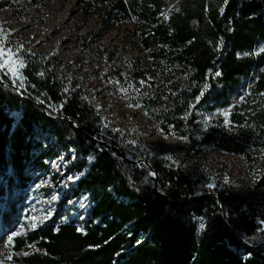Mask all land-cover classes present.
Here are the masks:
<instances>
[{
	"label": "trees",
	"instance_id": "16d2710c",
	"mask_svg": "<svg viewBox=\"0 0 264 264\" xmlns=\"http://www.w3.org/2000/svg\"><path fill=\"white\" fill-rule=\"evenodd\" d=\"M52 1L3 0L0 7L25 20L29 12L18 2L38 9ZM80 2L84 13L101 11L104 24H134L147 54L129 76L152 128L186 137L187 147H179L185 154L203 147L239 155L264 184V0ZM19 55L24 86L0 75V228L19 224L22 194L33 181L29 164L51 174L40 151L64 158L77 174L72 196L86 193L89 207L83 229L58 217L15 237L12 264H264V209L249 195L209 187L108 132L79 79L62 72L55 56ZM225 108L227 124L216 114ZM205 117L210 123L199 136L195 122Z\"/></svg>",
	"mask_w": 264,
	"mask_h": 264
},
{
	"label": "rangeland",
	"instance_id": "374dc122",
	"mask_svg": "<svg viewBox=\"0 0 264 264\" xmlns=\"http://www.w3.org/2000/svg\"><path fill=\"white\" fill-rule=\"evenodd\" d=\"M80 4V0H53L46 7L35 9L27 2H18L17 8L29 12L25 20L14 18L10 8L0 7V30L5 33V40L8 39L5 47L55 56L62 72L79 79L99 109L108 132H118L124 141H134L131 144L150 155L170 156L171 161L212 187L231 185L249 195L254 206L264 209V184L257 176L245 171L243 157L203 147L198 152L185 154L179 148L187 147L184 139L152 128L142 105L137 102L138 89L133 87L129 76L147 54L133 32L134 24H114L112 21L104 24L101 11L84 13L87 7H80ZM112 53L115 55L113 61L109 58ZM118 74H122L124 82L119 80ZM226 110L216 114H223ZM209 123V117L197 119V135L202 136ZM43 141L48 147L53 145ZM261 158L264 159V153ZM38 160L49 165L51 174L39 171L36 163L29 164L33 181L22 194L24 200L19 224L13 228L1 227L0 233L26 225L30 216L38 218L37 227L61 217L60 221H75L78 228L83 229L89 197L86 193L72 196L71 186L77 177L76 172L68 169L62 156L48 158L45 151H40ZM45 216L47 218L42 219ZM9 251L6 240L0 237V260L4 264H12L7 258Z\"/></svg>",
	"mask_w": 264,
	"mask_h": 264
},
{
	"label": "snow or ice",
	"instance_id": "6c2138e0",
	"mask_svg": "<svg viewBox=\"0 0 264 264\" xmlns=\"http://www.w3.org/2000/svg\"><path fill=\"white\" fill-rule=\"evenodd\" d=\"M221 12H223V9H221ZM162 15L165 17V19L167 18L166 12L162 13ZM5 39H6L5 33L2 30H0V75L9 76V78L12 80L14 85L17 84L18 82L19 87L22 88L24 86V80H25V77L23 76V72H22L23 68L26 66L25 61L23 57L19 55V49L14 50L11 47H5V43H4ZM260 51L264 52V48H262ZM40 75L43 76V73L41 72ZM212 75L219 76L220 73L216 72ZM141 83H143V81H141ZM207 88H208V85L205 84L200 92V95H198L195 98V102L190 104V108H194L195 104L199 103L200 99L204 95V91L207 90ZM260 95L264 96V93H261ZM136 107H139V105H136ZM229 112H230V109L226 110L223 113V115L225 116L226 124L229 122L227 119ZM190 114H191L190 112H186L184 117L182 118L186 120ZM104 127H107V125H104ZM116 131H119V130H116ZM183 139L186 140L187 138L184 137ZM130 143H135V142L130 141ZM166 158L169 160L172 159L170 156ZM208 186L212 187L213 185H208ZM46 218L47 216L43 217L42 219H46ZM27 219L29 220V223H27L26 225H21L18 229H15V230H8L4 233H0V237H2L3 240H6L7 247L9 249H11V247L13 246L15 237L26 235V232H25L26 227L30 230H35V228L37 227L38 218L36 216H30ZM261 231H264V228H262ZM28 247L35 248V244L28 245ZM24 254L27 255V253H24ZM11 256H12V253L11 251H9V255L7 258L11 259ZM0 264H4V261L0 260Z\"/></svg>",
	"mask_w": 264,
	"mask_h": 264
},
{
	"label": "water",
	"instance_id": "95a60500",
	"mask_svg": "<svg viewBox=\"0 0 264 264\" xmlns=\"http://www.w3.org/2000/svg\"><path fill=\"white\" fill-rule=\"evenodd\" d=\"M39 106L43 109V107L39 104ZM43 111L45 112V110L43 109ZM155 188H157V186H155Z\"/></svg>",
	"mask_w": 264,
	"mask_h": 264
}]
</instances>
